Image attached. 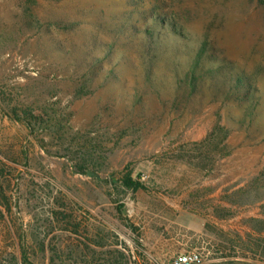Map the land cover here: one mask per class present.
I'll use <instances>...</instances> for the list:
<instances>
[{
  "label": "rangeland",
  "instance_id": "obj_1",
  "mask_svg": "<svg viewBox=\"0 0 264 264\" xmlns=\"http://www.w3.org/2000/svg\"><path fill=\"white\" fill-rule=\"evenodd\" d=\"M191 251L264 264V7L0 0V264Z\"/></svg>",
  "mask_w": 264,
  "mask_h": 264
},
{
  "label": "trees",
  "instance_id": "obj_2",
  "mask_svg": "<svg viewBox=\"0 0 264 264\" xmlns=\"http://www.w3.org/2000/svg\"><path fill=\"white\" fill-rule=\"evenodd\" d=\"M263 7H264V0H257ZM172 31L175 33H178L177 29L172 28ZM117 180H114L113 182H115ZM120 184L122 187L125 188H130L134 191H138V190H146V185L141 182L138 179H134L130 173L123 175V177L119 180ZM23 260L27 261V256L25 253L22 254Z\"/></svg>",
  "mask_w": 264,
  "mask_h": 264
},
{
  "label": "built area",
  "instance_id": "obj_3",
  "mask_svg": "<svg viewBox=\"0 0 264 264\" xmlns=\"http://www.w3.org/2000/svg\"><path fill=\"white\" fill-rule=\"evenodd\" d=\"M200 262V255L196 251L185 252L174 258L169 264H197Z\"/></svg>",
  "mask_w": 264,
  "mask_h": 264
}]
</instances>
